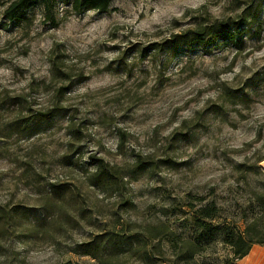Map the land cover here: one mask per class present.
<instances>
[{"label": "rangeland", "instance_id": "374dc122", "mask_svg": "<svg viewBox=\"0 0 264 264\" xmlns=\"http://www.w3.org/2000/svg\"><path fill=\"white\" fill-rule=\"evenodd\" d=\"M256 1L112 0L105 13L81 15L59 3L55 27L39 7L19 24L5 23L0 7V206L36 208L27 229L15 227L21 237L10 229L0 240V264H98L78 246L107 230L144 235L165 224L184 239L186 204L196 196L215 199L227 218L249 213L264 185V81L245 82L264 72V0L236 42L171 53L150 46L199 24L235 21ZM234 91L247 97L231 103ZM53 105L62 111L44 131L13 125ZM90 157L123 173L138 157L155 165L108 197L88 185ZM238 164L261 171L243 178ZM48 184L66 185L60 202L49 203ZM228 256L214 243L180 264ZM159 264L179 263L167 256Z\"/></svg>", "mask_w": 264, "mask_h": 264}, {"label": "trees", "instance_id": "16d2710c", "mask_svg": "<svg viewBox=\"0 0 264 264\" xmlns=\"http://www.w3.org/2000/svg\"><path fill=\"white\" fill-rule=\"evenodd\" d=\"M112 0H0L1 13L5 23L19 24L26 20L25 13L29 9L39 7L44 21L58 25L56 19L57 6L63 3L69 6V12L81 15L88 11L105 13L109 10ZM260 1L255 4H247L242 13L235 21H215L212 24H199L192 30L170 36L161 44L150 46V50L171 53L178 48H207L220 41L236 42V35L246 27L253 24L259 15ZM55 71V61L52 63ZM260 77L264 81V72L260 75L254 74L245 82L246 86H251ZM65 88H59L57 94L65 93ZM227 97L231 103L242 102L247 95L242 91L228 92ZM21 101V100H17ZM25 102V100H23ZM221 109V108H220ZM61 109L56 105L35 111L29 115L17 119L13 122L17 129L30 131L31 135L45 130L47 124L57 115ZM77 133L70 130V134ZM68 157V156H67ZM63 157L65 163L68 159ZM89 166L91 172H86L87 182L90 187L97 189L105 196L112 197L120 195L123 189V179L135 181L137 177L154 168L153 163L136 158L128 172L123 173L117 167H111L102 159L90 157ZM264 160V156L257 160V163ZM236 170L245 178L253 174L256 175L261 168L257 164H238ZM64 184H48L46 198L49 203H58L66 193ZM58 201V202H57ZM187 213L190 214L191 233L184 239L178 237L167 225L150 226L142 232H129L107 230L95 235L90 241L80 244L79 254L89 256L98 264H126V260L133 259L140 264H159L167 256L173 258L177 263H187L192 261L196 255L205 253L212 244H220L229 248V256L223 260L222 264H238V260L245 257L252 245L264 246V185L260 192L253 194L250 200L249 213L243 211L239 216L227 218L223 216V209L213 198L206 196H196L192 202L186 204ZM36 213V208L22 205H14L10 208L0 206V240H3L10 229H24L30 225L29 218ZM46 214V213H44ZM47 217V216H46ZM37 227V226H35ZM17 238L21 237L20 230ZM163 241L170 243V247L157 248ZM4 248L0 245V257H4ZM3 250V251H2ZM77 252V251H76Z\"/></svg>", "mask_w": 264, "mask_h": 264}, {"label": "crops", "instance_id": "0c3cea01", "mask_svg": "<svg viewBox=\"0 0 264 264\" xmlns=\"http://www.w3.org/2000/svg\"><path fill=\"white\" fill-rule=\"evenodd\" d=\"M238 264H264V246L252 245L249 253Z\"/></svg>", "mask_w": 264, "mask_h": 264}]
</instances>
